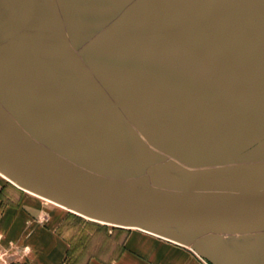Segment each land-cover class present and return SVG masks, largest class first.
I'll use <instances>...</instances> for the list:
<instances>
[{
	"label": "rangeland",
	"instance_id": "rangeland-1",
	"mask_svg": "<svg viewBox=\"0 0 264 264\" xmlns=\"http://www.w3.org/2000/svg\"><path fill=\"white\" fill-rule=\"evenodd\" d=\"M177 12L172 22L133 24L101 39L24 17L10 28L0 9V108L11 119L0 118V139L63 178L44 158L111 183L143 178L144 190L263 191L264 157L233 152L228 133L240 102L258 96L264 108V1L180 0ZM153 165L169 178L148 173ZM0 178L9 186L4 204H29L19 212L29 211L34 228L65 218L73 240L96 224ZM99 226L117 240L124 232ZM138 230L185 238L201 264H264V227ZM4 236L0 230V264H10L18 259L10 250L23 247Z\"/></svg>",
	"mask_w": 264,
	"mask_h": 264
},
{
	"label": "crops",
	"instance_id": "crops-1",
	"mask_svg": "<svg viewBox=\"0 0 264 264\" xmlns=\"http://www.w3.org/2000/svg\"><path fill=\"white\" fill-rule=\"evenodd\" d=\"M179 1L0 0V9L1 16L10 18V28L18 24V18L24 17L37 28L61 25L72 28L78 35L110 39L114 29L124 31L133 24L146 28L152 22L162 23L163 17H169L168 21L172 22L178 15ZM7 27L2 24V28ZM236 109L230 118L235 128L230 127L228 133L233 138L231 150L248 151L245 155L254 159L264 157V108L260 98L240 102ZM8 190L9 186L0 178V230L5 240L24 248L10 250V255L18 257L10 264H201L195 252L184 243L186 239L172 233L147 234L138 229L121 228L124 232L121 231V239L117 240L116 232L96 223L87 226L84 233L76 231L72 240L63 226L65 218H48L41 227L34 228L28 220L29 211L19 212L21 206L29 204L21 200L4 204L3 197ZM81 234L84 238L79 245L76 239Z\"/></svg>",
	"mask_w": 264,
	"mask_h": 264
},
{
	"label": "water",
	"instance_id": "water-1",
	"mask_svg": "<svg viewBox=\"0 0 264 264\" xmlns=\"http://www.w3.org/2000/svg\"><path fill=\"white\" fill-rule=\"evenodd\" d=\"M0 118L11 122L1 108ZM44 159L68 177L55 175L0 143V171L17 186L104 225L124 229L163 227L204 232L264 227V190L245 193L144 190L146 180L143 178H128L124 184H116L89 176L57 158ZM148 173L169 178L157 165L148 168Z\"/></svg>",
	"mask_w": 264,
	"mask_h": 264
},
{
	"label": "bare ground",
	"instance_id": "bare-ground-1",
	"mask_svg": "<svg viewBox=\"0 0 264 264\" xmlns=\"http://www.w3.org/2000/svg\"><path fill=\"white\" fill-rule=\"evenodd\" d=\"M0 143H2V144L5 145L6 147H8V148H10V149L13 150V148H12L10 142H8V141H6V140L4 141V140L0 139ZM51 170H52V169H51ZM54 170H57V169H54ZM55 174H56V173H55ZM0 175H1L5 180L9 181L11 184H13L15 187L21 189L22 191H25V192H27V193H30V194L36 196V197H39V198H41V199H44V200H46V201H48V202H50V203H52V204L57 205L58 207H61V208L66 209V210H69L70 212H72V213L76 214L77 216H80V217H82V218H84V219H87V220H89V221H92V222L98 223L97 221L91 220V219L85 217L84 215H82V214H80V213H77V212H75L74 210L69 209V208H67L66 206H64V205H62V204H60V203H58V202H55V201H53V200H51V199H49V198H47V197H45V196H42V195H40V194H38V193H36V192H34V191L27 190V189H23V188L17 186V185L11 180L10 177H8L7 175L3 174L1 171H0ZM98 224H102V223H98ZM103 225H104V224H103ZM136 229H138V228H136Z\"/></svg>",
	"mask_w": 264,
	"mask_h": 264
}]
</instances>
